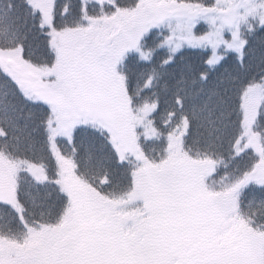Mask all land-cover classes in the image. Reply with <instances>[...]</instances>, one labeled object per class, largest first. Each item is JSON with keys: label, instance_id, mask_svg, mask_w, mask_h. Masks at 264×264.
<instances>
[{"label": "snow or ice", "instance_id": "snow-or-ice-1", "mask_svg": "<svg viewBox=\"0 0 264 264\" xmlns=\"http://www.w3.org/2000/svg\"><path fill=\"white\" fill-rule=\"evenodd\" d=\"M0 264H264V0H0Z\"/></svg>", "mask_w": 264, "mask_h": 264}]
</instances>
